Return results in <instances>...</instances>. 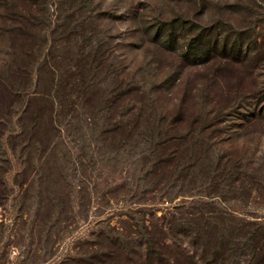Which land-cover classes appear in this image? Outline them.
<instances>
[{
	"label": "rangeland",
	"instance_id": "374dc122",
	"mask_svg": "<svg viewBox=\"0 0 264 264\" xmlns=\"http://www.w3.org/2000/svg\"><path fill=\"white\" fill-rule=\"evenodd\" d=\"M255 4L263 7L264 0H0V36L7 35L0 41V73L12 63L5 53L23 57L32 38L37 45L45 39V52L59 54L69 35L83 37L88 41L86 51L98 49L100 43L99 52L110 60L106 64L142 86L169 117L174 127L168 134L182 138L166 150L176 151L180 160L204 161L202 151L185 141L191 132L193 142L213 145L215 155L246 151L260 158L264 156V35L259 33L264 31V20L259 23L250 16L263 13L264 7L257 10ZM246 21L261 30L227 35L226 29L238 30ZM225 38L230 46L237 43L240 56L219 54ZM216 42L217 53L204 58V51ZM105 90L101 85L95 92L94 103L102 108L108 100ZM7 104L0 85V124H5L0 129V264H158L146 258L140 263L136 243L107 260L112 249L107 238L124 239L127 222L141 228L142 222L172 212L181 201L186 206L197 204L199 199L193 198L165 201L176 196L168 195L171 191L159 182L158 172H167V164L144 180L139 149L132 148L133 143L120 144L114 152L111 145L99 148L97 129L80 122V129L75 124L70 132L63 131L64 145L56 149L62 164L58 179L65 189L49 194L52 184L40 177L44 168L37 163L29 166L33 153L11 151L7 144L12 127L1 120L9 113ZM99 125L102 129L105 124ZM214 191L204 186L200 193L204 206L190 212L220 211L231 219L230 226L255 213L257 220H252L264 224V208L228 197L223 202ZM53 196L57 199L49 204ZM165 240L170 264H202L203 248Z\"/></svg>",
	"mask_w": 264,
	"mask_h": 264
},
{
	"label": "trees",
	"instance_id": "16d2710c",
	"mask_svg": "<svg viewBox=\"0 0 264 264\" xmlns=\"http://www.w3.org/2000/svg\"><path fill=\"white\" fill-rule=\"evenodd\" d=\"M254 6L257 10L264 7ZM251 15L252 18L257 17L259 23L264 22H260L264 20V12H251ZM245 24L238 30L225 31L227 35H251V30H261L259 25L252 27L250 21ZM259 35H264V31ZM5 36L1 35L0 41H4ZM172 36L169 30L170 43ZM74 38V35H69L64 39L59 54L51 50L45 52L46 40L42 39L37 45L33 38L23 57H16L13 52L5 53L6 57L12 58V63L6 64L0 73V85L8 96L9 110L1 120L8 121L12 127L8 143L6 141L10 150L20 148L26 154L32 152L29 166L37 163L38 168L43 167L40 177L52 184L49 194H57L66 186L59 180L62 164L56 153L57 146L64 143L62 133L70 132L75 124L79 128L80 122L85 123L87 127L97 129L98 147L111 145L114 152L120 144L133 143L132 148L139 149L137 158L144 180L149 176L155 177L157 169L167 164V172L161 175L158 172L159 182L171 191L168 195L176 196L165 201L172 204L179 198L199 199L195 206H186L187 203L181 201L174 205L172 212L142 222L141 228L127 222L129 233L122 234L124 239L107 238L112 246L107 260L130 250L136 243L140 248L137 252L140 263L146 258L156 260L158 264H170V259L164 254L168 249L165 243L168 238L175 244L186 241L190 246L203 248L202 264H264V224L252 220H257L253 216L255 213L238 219L234 226H230L231 219L220 211L210 215L202 211L190 212L194 207L200 209L204 206V195L200 193H204L207 185L212 186L215 190L212 194H218L216 197L223 202L233 200L245 206L251 204L264 208V156L257 158L246 151L236 155L230 150L215 155L213 145L206 143L203 147L204 142H193L194 134L191 132L185 141H190L192 149L202 151L204 161L201 158L189 162L186 158L180 160L176 151L166 150L174 140L182 137L168 134L174 126L165 112L131 77L128 80L113 65H107L110 60L103 51L99 52L102 48L100 43L97 42L98 49L86 51L84 48L88 41L79 36ZM210 48L204 51V58L217 53L219 43ZM240 51L236 42L229 45V38H225L219 48V54L228 57L240 56ZM101 85L108 96L103 108L100 103H94L95 92ZM101 122L105 124L102 129ZM4 127L2 122L0 129ZM6 163L10 164L9 158ZM0 186H3V181H0ZM49 198V204L57 199L54 196ZM61 205L65 206L64 203ZM183 209L185 214L179 212ZM175 249L182 251L176 245ZM96 260L99 261L100 257ZM175 264L180 263L176 261Z\"/></svg>",
	"mask_w": 264,
	"mask_h": 264
}]
</instances>
